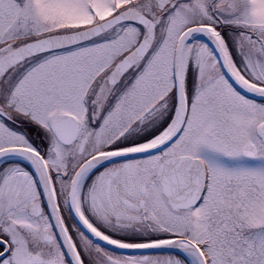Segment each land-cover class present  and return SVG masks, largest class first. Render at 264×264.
<instances>
[{
  "label": "snow or ice",
  "instance_id": "snow-or-ice-1",
  "mask_svg": "<svg viewBox=\"0 0 264 264\" xmlns=\"http://www.w3.org/2000/svg\"><path fill=\"white\" fill-rule=\"evenodd\" d=\"M0 264H264V0H0Z\"/></svg>",
  "mask_w": 264,
  "mask_h": 264
}]
</instances>
